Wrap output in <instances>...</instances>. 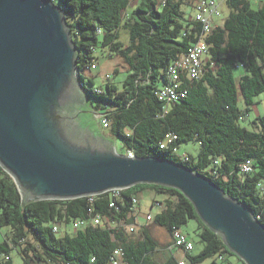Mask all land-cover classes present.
Here are the masks:
<instances>
[{
  "label": "trees",
  "instance_id": "obj_1",
  "mask_svg": "<svg viewBox=\"0 0 264 264\" xmlns=\"http://www.w3.org/2000/svg\"><path fill=\"white\" fill-rule=\"evenodd\" d=\"M53 1L64 10L78 50L77 74L86 104L90 102L95 114L102 113L109 120L106 127L101 123L106 136L121 140L124 154L166 158L211 178L227 195L251 208L264 224V115L250 120L251 126L241 123L255 97L264 93V2L254 7L257 0L226 1L231 12L207 38L210 48L202 76L185 79L180 88L187 90L186 97L167 109L157 91L168 82L170 64L188 51L202 30L201 23L187 18L182 9L184 4L191 6V0H136L126 17L124 11L134 0ZM121 28L130 33L127 44L120 39ZM98 50L110 57L118 55L127 64L121 87L111 82L96 87L92 79L91 85L86 84L82 71H92ZM240 96L245 109L239 105ZM168 132L177 139L161 148ZM190 140L198 142L199 153L183 158L177 149ZM248 160L252 169L245 172L242 165ZM145 188L167 195L154 221L171 233L190 219L198 220L204 246L197 254L185 255L187 264H202L209 258L213 264H235L228 257L237 255L199 218L193 203L177 188L133 185L123 189L124 202L118 201L119 208L110 207L108 192L92 196V202L90 195L24 202L14 179L1 165L0 264H14L13 251L26 264H111L117 247L124 249L129 264H179L173 251L163 262L155 259L159 242L148 227L143 228L140 239L130 238L124 227L108 223H90L61 235L53 230L54 224L63 226L87 217L90 206L92 214L136 222L130 213L132 198Z\"/></svg>",
  "mask_w": 264,
  "mask_h": 264
},
{
  "label": "water",
  "instance_id": "obj_2",
  "mask_svg": "<svg viewBox=\"0 0 264 264\" xmlns=\"http://www.w3.org/2000/svg\"><path fill=\"white\" fill-rule=\"evenodd\" d=\"M77 61L61 6L0 0V165L22 201L73 199L139 183L177 188L228 249L246 264H264V224L211 178L166 158L119 154L111 140L73 135L71 108L87 102Z\"/></svg>",
  "mask_w": 264,
  "mask_h": 264
},
{
  "label": "rangeland",
  "instance_id": "obj_3",
  "mask_svg": "<svg viewBox=\"0 0 264 264\" xmlns=\"http://www.w3.org/2000/svg\"><path fill=\"white\" fill-rule=\"evenodd\" d=\"M264 2V0L254 1V7H259ZM136 0L131 3L129 8L124 11V16L126 17L131 10L135 7ZM182 9L185 13V16L188 18L189 16L195 15V10L192 6L187 4L182 5ZM231 12V8L227 5V3H223L220 9V14L216 16L215 21L218 24H222L223 21L229 16ZM120 39L125 42L126 44L130 41V33L128 29L121 28L120 30ZM97 64L96 68L92 69V71H82L83 75L85 76V81L87 85H91L89 79L94 81V86L104 85L107 82L115 83L118 86H122L124 79L128 74V66L125 61L118 55L110 57L106 52H102L98 50L97 52ZM238 75L240 71L237 70ZM110 74V78H107V75ZM255 103L251 105L250 110L248 111L247 117L243 121L242 124H246L247 126H251L250 120L255 119L259 115H264V93L259 94L255 97ZM239 105L242 109H245L246 105L244 103L243 97H239ZM83 114L84 117L89 121L91 125L94 126L97 133H103L105 136L107 134V130H104L101 125V117L98 116V113L95 114L91 103L83 105ZM102 128V129H101ZM108 137V136H106ZM109 138V137H108ZM114 145L115 151L119 154H124L125 149L122 146L121 140L111 139L109 138ZM200 150V145L195 140H190L188 142H181L177 149V152L183 155L190 154L194 157H197ZM138 208H137V215L136 222L137 224L142 227L139 228L136 232L129 235L130 238L133 239H140L143 234V228L148 227L152 235L157 239L159 242L158 249L154 252V257L159 262L165 261L169 256H171V250L166 249L165 246L167 243L170 242L171 239L170 231L163 226L158 225L154 221V215H156L160 210V206L158 203H163L165 201L167 195L162 193H157L152 189L145 188L143 190L138 191ZM155 204V205H153ZM153 215L152 220H148V214ZM198 227L199 222L197 219H190L187 224H183L181 229L188 234L190 239L194 242V253H199L203 249V242L201 241L198 235ZM75 231L73 227V223L65 224L61 226V234H65L66 232L72 233ZM177 248H174L175 252L178 251ZM12 257L14 264H26L25 261L22 259V256L18 253L13 251ZM229 261L235 264H242V261L238 259L237 256L229 255ZM221 263V262H220ZM33 264H44V263H33ZM202 264H213V259L209 258L205 260ZM221 264H229V263H221Z\"/></svg>",
  "mask_w": 264,
  "mask_h": 264
},
{
  "label": "built area",
  "instance_id": "obj_4",
  "mask_svg": "<svg viewBox=\"0 0 264 264\" xmlns=\"http://www.w3.org/2000/svg\"><path fill=\"white\" fill-rule=\"evenodd\" d=\"M227 0H191L192 7L195 10V15L191 16L192 19L199 21L201 23V33L197 36L196 40L191 44L188 51L178 58L173 60L170 64L167 76L168 82L162 85L157 91L158 98L165 103V107L168 109V106L172 102L180 101L182 98L186 97L187 90L181 89L180 86L184 82V80H198L204 71V65L208 59V51L210 48V44L207 40L208 36L213 33L215 28L219 27L221 24H218L215 21L216 16L220 14V9L223 3ZM258 1V0H257ZM164 3V1H163ZM96 65H92L91 69H94ZM109 77V74L107 75ZM98 91L101 89L97 88ZM166 109V111H167ZM98 116L101 117V123L106 127L108 126L109 120L104 118L102 113H98ZM177 139V135L172 132H168L160 143L161 148H166L169 143L173 142ZM127 155L133 157L134 153L129 152ZM183 158H187V155H183ZM251 160L246 161L243 165V171L249 172L251 167ZM123 189H110L108 192L111 196L110 207L119 208L118 201H123L124 198L122 195ZM104 192V193H106ZM89 196V195H88ZM90 201H93L92 196L90 195ZM132 210L131 214L134 216L137 215L138 208V197L133 196L132 198ZM161 208V203H158ZM155 205V204H153ZM93 208L90 206L88 211V216L85 218H75L71 221L73 223V227L75 231L81 228H84L91 224H103L108 223L114 227H124L127 233L132 234L139 230L140 226L137 222L128 223L126 219L116 220L111 216H103L101 214H92ZM148 220L153 219V215L149 214L147 216ZM60 224H54L53 230L56 233L61 231ZM172 240L171 244L166 246V249L173 251L174 248L180 249L182 252L181 257H179V264H187V259L185 255L187 253H192L194 250V242L190 239L188 234H186L181 228L174 227L172 230ZM223 258L220 257V260ZM66 264H73L72 262H68ZM111 264H129L125 259L124 249L122 247H117L112 256H111Z\"/></svg>",
  "mask_w": 264,
  "mask_h": 264
},
{
  "label": "flooded vegetation",
  "instance_id": "obj_5",
  "mask_svg": "<svg viewBox=\"0 0 264 264\" xmlns=\"http://www.w3.org/2000/svg\"><path fill=\"white\" fill-rule=\"evenodd\" d=\"M82 111L83 108H71L70 121H72L74 124V127H72L73 135L76 136L80 141H93L97 140L98 138H102L103 141H110V139L103 133H97L95 130H93L92 125L83 116Z\"/></svg>",
  "mask_w": 264,
  "mask_h": 264
},
{
  "label": "crops",
  "instance_id": "obj_6",
  "mask_svg": "<svg viewBox=\"0 0 264 264\" xmlns=\"http://www.w3.org/2000/svg\"><path fill=\"white\" fill-rule=\"evenodd\" d=\"M150 214V213H149ZM148 214V215H149ZM140 227H142L141 225H140ZM170 234H171V232H170ZM170 240V242H171V240H172V235H171V239H169ZM177 250V249H176ZM173 252H174V254H176L177 255V257H181V255H182V252H181V250L180 249H178V251L177 252H175V250L173 249Z\"/></svg>",
  "mask_w": 264,
  "mask_h": 264
}]
</instances>
